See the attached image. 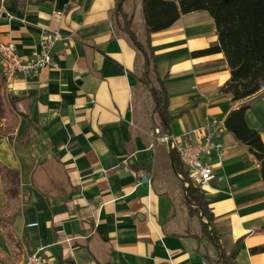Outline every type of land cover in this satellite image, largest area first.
Segmentation results:
<instances>
[{"label": "crops", "instance_id": "0c3cea01", "mask_svg": "<svg viewBox=\"0 0 264 264\" xmlns=\"http://www.w3.org/2000/svg\"><path fill=\"white\" fill-rule=\"evenodd\" d=\"M117 1L0 0V43L13 42L21 57L41 50L45 32L62 35L58 68L10 84L0 75L10 108L0 122V163L20 174L12 209L0 177V264H22L38 250L49 264H216L203 220L185 202L175 151L162 140H196L209 126L222 144L209 158L217 178L203 191L214 226L227 253L239 248L238 264H264V253H250L264 245L260 166L225 127L250 104L247 124L264 142V89L237 103L221 94L230 79L224 55L193 56L217 43L214 21L206 12L182 16L151 35L175 117L165 129L142 80L144 57L117 29ZM124 10L145 41L143 0H125Z\"/></svg>", "mask_w": 264, "mask_h": 264}, {"label": "trees", "instance_id": "16d2710c", "mask_svg": "<svg viewBox=\"0 0 264 264\" xmlns=\"http://www.w3.org/2000/svg\"><path fill=\"white\" fill-rule=\"evenodd\" d=\"M124 3L125 0H118L115 8L117 29L127 34L142 53L145 60V78H148V69L152 67V72L160 85L158 89L152 90L155 98V113L161 117L164 128L165 124L169 126L175 117L168 110L169 98L165 82L157 73L156 56L151 47V35L170 28L182 16L206 12L213 19L218 37L217 43L194 52L193 56L224 55L230 79L220 88L221 94L232 95L233 101L237 103L254 97L264 89V0H180L178 2L143 0L147 50L131 28L132 16L124 10ZM142 80L145 79L142 78ZM250 108V104H245L232 111L225 120V127L239 143L247 147L248 152L258 162L264 184V142L261 135L247 124L246 113ZM173 155L178 174L182 176L184 182L188 181L180 167L177 154L174 152ZM0 177L9 199L8 209H12L20 195V174L0 163ZM184 189L186 204L190 211H194L203 220V234L218 252V260L215 263L238 264L239 248L236 246L237 248L231 253L224 250L204 192L193 186L184 185ZM7 235L12 241V234L7 233ZM250 253L263 254L264 245L251 249Z\"/></svg>", "mask_w": 264, "mask_h": 264}, {"label": "built area", "instance_id": "2783aa9c", "mask_svg": "<svg viewBox=\"0 0 264 264\" xmlns=\"http://www.w3.org/2000/svg\"><path fill=\"white\" fill-rule=\"evenodd\" d=\"M63 15V12H55L57 19H61ZM60 41H62V35L58 31L45 32L40 40L41 50L32 53L27 58L18 54L13 42L0 43V75L4 82L10 84L18 76L29 77L37 75L46 68H58L59 65L53 58V51ZM208 128L201 129L202 133L196 140H192L190 133H185L181 141L172 144V149L176 152L180 165L188 178L185 186H193L201 191H204L217 178L209 158L212 155H219L222 149V144L214 140V135L210 134ZM162 140L167 142V137ZM141 182H149V180L142 175ZM35 226L37 224L28 225V227ZM40 253L41 250H38L27 255L22 264H49Z\"/></svg>", "mask_w": 264, "mask_h": 264}, {"label": "rangeland", "instance_id": "374dc122", "mask_svg": "<svg viewBox=\"0 0 264 264\" xmlns=\"http://www.w3.org/2000/svg\"><path fill=\"white\" fill-rule=\"evenodd\" d=\"M141 44L143 45V47L145 48V50H147V47H146V41H143L141 42ZM149 71H151V73L149 74L148 78H145L144 76V72L142 74V78L145 79L143 80L145 82V84H147V86H149V88L151 90H154V89H158L159 88V83L156 81V78L154 76V74L152 73V67H149L148 69ZM8 100L5 98V96L3 95L1 89H0V122L3 124V119L6 118V115H7V109H10L8 104H7ZM8 107V108H7ZM0 123V124H1ZM11 124V123H10ZM10 124H7V126H3L1 129L5 132L9 131V130H12L11 128V125ZM221 240V239H220ZM222 244V243H221ZM224 245V243H223ZM222 245V246H223ZM225 250V249H224ZM226 251V250H225Z\"/></svg>", "mask_w": 264, "mask_h": 264}, {"label": "water", "instance_id": "95a60500", "mask_svg": "<svg viewBox=\"0 0 264 264\" xmlns=\"http://www.w3.org/2000/svg\"><path fill=\"white\" fill-rule=\"evenodd\" d=\"M165 128H166V129L169 128L167 124H165ZM167 143H168V148H169V150H170V153L172 154V153H173V149H172L173 140H172V138H171L170 133L167 134Z\"/></svg>", "mask_w": 264, "mask_h": 264}]
</instances>
